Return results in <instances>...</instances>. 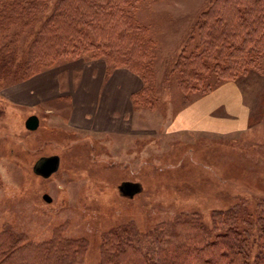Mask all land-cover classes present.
I'll list each match as a JSON object with an SVG mask.
<instances>
[{
	"label": "rangeland",
	"instance_id": "1",
	"mask_svg": "<svg viewBox=\"0 0 264 264\" xmlns=\"http://www.w3.org/2000/svg\"><path fill=\"white\" fill-rule=\"evenodd\" d=\"M58 2L47 0L30 26L13 23L1 43L14 59L7 68L0 61V264H170L171 251L202 248L229 229L242 234L250 259L264 252V52L236 79L209 71L186 93L181 57L201 48L214 22L206 15L221 4L133 2L153 43L140 64L143 101L118 132L103 133L74 125L64 98L36 107L6 99L27 73L92 60L52 61L43 57L49 46L33 44ZM217 91L220 106L204 99ZM32 115L39 125L28 131ZM52 155L58 171L36 175V161ZM122 182L141 192L122 196Z\"/></svg>",
	"mask_w": 264,
	"mask_h": 264
},
{
	"label": "trees",
	"instance_id": "2",
	"mask_svg": "<svg viewBox=\"0 0 264 264\" xmlns=\"http://www.w3.org/2000/svg\"><path fill=\"white\" fill-rule=\"evenodd\" d=\"M137 1L140 0H59L33 44L39 48L49 46L43 57L52 61L59 57L78 59L85 54L92 60H102L112 69L122 68L136 74L144 84L139 72L153 43L147 29L134 18L131 6ZM217 1L221 9L206 15L214 18V22L202 39L201 48L189 57H181L185 63L180 71L183 77L180 84L186 93L196 90L209 71L220 79H236L246 72L256 55L264 52V0ZM46 2L0 0V61L4 68L9 67L14 55L1 46L3 35L15 22L32 25L46 11ZM44 59L37 57V62L44 65ZM37 74V70L27 73L21 80ZM141 93L142 89L132 95L133 104L142 100ZM244 242L240 232L229 229L218 241L202 248L171 251L170 264H264V252L250 259Z\"/></svg>",
	"mask_w": 264,
	"mask_h": 264
},
{
	"label": "crops",
	"instance_id": "3",
	"mask_svg": "<svg viewBox=\"0 0 264 264\" xmlns=\"http://www.w3.org/2000/svg\"><path fill=\"white\" fill-rule=\"evenodd\" d=\"M142 86V80L126 69H110L101 60L81 59L68 63L67 67L48 69L11 85L5 96L15 105L27 107L64 98L69 103V119L74 125H88L110 133L118 132L120 126L127 123L133 110L131 97ZM231 94L236 95L234 89ZM220 95L217 91L203 98L220 106L225 101ZM204 99L197 104L198 114L203 112ZM235 105L231 104L233 111L238 108Z\"/></svg>",
	"mask_w": 264,
	"mask_h": 264
},
{
	"label": "water",
	"instance_id": "4",
	"mask_svg": "<svg viewBox=\"0 0 264 264\" xmlns=\"http://www.w3.org/2000/svg\"><path fill=\"white\" fill-rule=\"evenodd\" d=\"M39 125V120L35 115L28 117L25 121V128L28 131H35ZM60 159L57 155L39 158L33 166V172L42 177L49 178L52 174L56 173L59 168ZM119 193L128 198H133L134 195L141 192V186L138 183L122 182L118 186ZM42 199L46 203L51 202L48 195H43Z\"/></svg>",
	"mask_w": 264,
	"mask_h": 264
}]
</instances>
